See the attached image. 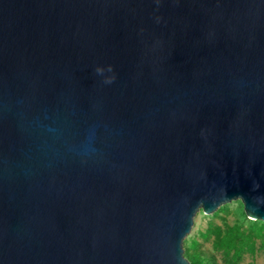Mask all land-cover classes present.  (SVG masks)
<instances>
[{
	"label": "water",
	"instance_id": "1",
	"mask_svg": "<svg viewBox=\"0 0 264 264\" xmlns=\"http://www.w3.org/2000/svg\"><path fill=\"white\" fill-rule=\"evenodd\" d=\"M235 201L264 223V0H0V264H190Z\"/></svg>",
	"mask_w": 264,
	"mask_h": 264
},
{
	"label": "rangeland",
	"instance_id": "2",
	"mask_svg": "<svg viewBox=\"0 0 264 264\" xmlns=\"http://www.w3.org/2000/svg\"><path fill=\"white\" fill-rule=\"evenodd\" d=\"M264 223L254 221L235 201L221 206L214 214L199 212L183 244V257L190 263L200 264H264ZM237 229L244 235L245 247L240 259L234 263V251L227 237Z\"/></svg>",
	"mask_w": 264,
	"mask_h": 264
},
{
	"label": "trees",
	"instance_id": "3",
	"mask_svg": "<svg viewBox=\"0 0 264 264\" xmlns=\"http://www.w3.org/2000/svg\"><path fill=\"white\" fill-rule=\"evenodd\" d=\"M227 242L234 251L233 260L234 263H236L240 259L246 245L244 242V235L235 229L233 230V233L227 237ZM190 264H200V262H198L196 259H191Z\"/></svg>",
	"mask_w": 264,
	"mask_h": 264
}]
</instances>
